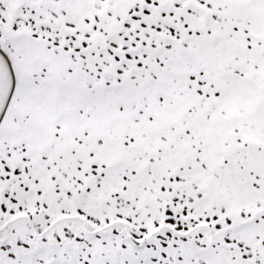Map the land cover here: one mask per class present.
Returning <instances> with one entry per match:
<instances>
[{
  "label": "snow or ice",
  "instance_id": "6c2138e0",
  "mask_svg": "<svg viewBox=\"0 0 264 264\" xmlns=\"http://www.w3.org/2000/svg\"><path fill=\"white\" fill-rule=\"evenodd\" d=\"M0 264H264V0H0Z\"/></svg>",
  "mask_w": 264,
  "mask_h": 264
}]
</instances>
